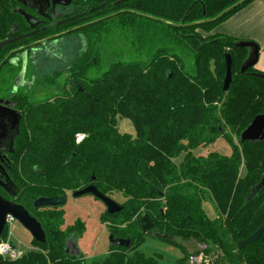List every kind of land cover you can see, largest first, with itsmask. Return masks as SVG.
I'll return each instance as SVG.
<instances>
[{
	"label": "trees",
	"instance_id": "1",
	"mask_svg": "<svg viewBox=\"0 0 264 264\" xmlns=\"http://www.w3.org/2000/svg\"><path fill=\"white\" fill-rule=\"evenodd\" d=\"M208 1L207 22L198 26L179 23L203 19L201 11L168 16L173 23L163 26L120 14L110 27L87 29L95 57H124L111 48L117 35L127 59L102 70L99 60L98 65L90 60L92 73L81 76L84 92L63 96L59 107L31 115L32 138L21 175L32 201L66 197L90 185L110 199L114 194L125 198L122 212L106 214L102 221L132 247H112L93 264H166L162 255L139 251L147 239L144 215L162 235L204 246L199 254L213 256L209 264H264V234L257 243L238 248L264 227V187L249 200L264 177V141L240 143L241 133L264 114V80L257 76L264 74L253 67L242 75L248 50L237 48L232 37L212 34L256 0ZM226 53L233 59V81L224 93ZM120 118L131 120L136 137L119 132ZM81 135L85 138L78 143ZM221 138L232 156L194 155ZM207 202L216 211L214 220L203 209ZM32 215L45 229L47 244L16 260L0 257V264H86L64 253L67 236H83L81 221L64 232L59 209ZM169 244L185 255L173 264H188L187 251Z\"/></svg>",
	"mask_w": 264,
	"mask_h": 264
},
{
	"label": "flooded vegetation",
	"instance_id": "2",
	"mask_svg": "<svg viewBox=\"0 0 264 264\" xmlns=\"http://www.w3.org/2000/svg\"><path fill=\"white\" fill-rule=\"evenodd\" d=\"M181 1L186 4L182 12L201 11L204 18L191 23L182 20L179 25L198 26L207 22L205 17L209 8L208 0H178L179 3ZM174 2L175 0H0V44L9 42L0 50V196L5 201L24 207L38 222L32 214L61 208L36 209V200H31L21 174L28 151L27 145L32 138L29 129L31 115L45 112L44 109L52 105L59 107L61 102L57 100L63 96H74L77 91H85L81 76L92 73L94 67L90 56L94 57V50L97 49L87 36L86 30L96 25L110 27V21L120 14L137 15L138 18L152 20V26L171 24L173 22L168 21L167 17L171 16L168 12L172 10ZM222 4L221 2L219 5ZM81 14H84L82 18L62 23ZM91 60L93 65H97L95 58ZM18 123L19 129L16 130ZM84 138L83 135L78 136L77 142H82ZM9 182L18 189L16 196L12 195L14 187L11 192L4 187H8ZM74 193L72 192V196ZM62 198L68 200L67 196ZM105 214H108L107 208ZM14 222L16 221L8 219L3 236ZM43 230L45 231L44 228ZM108 232L109 236L113 235L109 229ZM45 234V244L37 243L30 234L35 248L31 252H41L40 246L47 244L46 231ZM146 234L147 237L151 236L167 244L178 239L157 232L154 224L151 232ZM153 234L156 236L153 237ZM69 236V239L65 238V255L77 257L86 263L77 243L84 234L82 237L75 234ZM69 241L76 245L79 255H72V249L70 254L66 253ZM200 246L204 249V246ZM112 247L116 246L110 245V252ZM131 247L132 243L129 248L123 249ZM20 255V258L24 256L22 253Z\"/></svg>",
	"mask_w": 264,
	"mask_h": 264
},
{
	"label": "rangeland",
	"instance_id": "3",
	"mask_svg": "<svg viewBox=\"0 0 264 264\" xmlns=\"http://www.w3.org/2000/svg\"><path fill=\"white\" fill-rule=\"evenodd\" d=\"M183 7H186L184 1H181V3H179L178 0H175L172 10H170V12L168 13L171 14V17L172 15H176L179 18L181 17ZM211 10H214V8H212ZM202 35L207 36V34L205 33H202ZM114 41L117 44H112L111 48L114 47V50H118L117 53H119V56L123 55L124 57L90 56V60L92 58L99 60V67H97L98 69H105L108 65H110V63L117 61V59H127V56H125V53L120 48L122 42L117 35L114 36V39H112L111 42ZM125 50H127L126 47ZM98 69H96V71H98ZM100 70L99 72H101ZM261 73L264 74V72ZM118 129L119 132L123 135H130L132 137L137 136L136 129L129 119L120 118L118 120ZM233 139L237 141V139ZM211 153H218L222 156L230 157L233 154V149L226 143L223 138H221L212 145L203 146L194 151V155L196 157H206ZM182 160L183 156L177 161V163H181ZM245 174L246 170L244 167H242L240 175L243 177L245 176ZM67 197V204L59 209V211L63 213L65 220L62 230L65 232L70 226H73L76 222L81 221L85 226V233L84 236L77 241V243L81 249L82 257L86 259L87 264H93L95 262L102 261L109 255L110 252L108 228L101 219L102 216L104 217L106 215L105 206L92 196H85L76 199L73 198L72 192H69L67 193ZM111 199L118 204H123L125 202V198L121 194H114ZM203 209L210 220H214L216 218V211L210 202L205 203L203 205ZM70 237L71 236H68L66 237V239H69ZM173 240L181 247L186 249L188 253L187 255L190 256L189 264H209V262L214 259L213 256H210L208 258L207 256L205 257L202 253L199 254V252L202 250V247L195 242H183L179 239ZM2 243H12L15 251L19 253L17 256H19L20 253L25 255L35 250V248L33 247L31 235L18 222H14L9 225V230L5 232V235L3 236L0 244ZM139 251L143 252L146 255L157 253L161 254L163 255V257H165L166 264H173L175 261L181 260L185 256L178 247H174L173 245L167 244L165 242L162 243L152 238L151 236L147 237L146 243L139 249ZM213 253L215 254V252Z\"/></svg>",
	"mask_w": 264,
	"mask_h": 264
},
{
	"label": "water",
	"instance_id": "4",
	"mask_svg": "<svg viewBox=\"0 0 264 264\" xmlns=\"http://www.w3.org/2000/svg\"><path fill=\"white\" fill-rule=\"evenodd\" d=\"M121 4V2L119 3ZM100 10V9H95ZM94 10V11H95ZM93 12V11H92ZM84 14H81L77 17H74L73 19H69L67 21L62 22L68 23L75 19L82 18ZM30 36V35H29ZM9 44V42H4L0 44V50L5 46ZM236 47L239 49H246L248 50V57L243 63L241 67V74L245 75L246 72L256 67L259 55H260V47L254 42L251 41H237ZM226 59V76L224 79V85H223V92L226 93L233 81V59L232 56L229 53H226L225 55ZM260 79L264 80L263 75H257ZM19 129V123L16 125V130ZM264 141V114L258 115L252 123L241 133L240 135V143H258ZM76 156V152L73 153L72 157ZM68 161L66 162V164ZM95 181V177L93 176L91 178V182ZM8 187L4 186L6 189H8L10 192L13 189V185L11 182L8 183ZM264 187V177L259 185L253 188L249 200L254 198ZM15 191L12 193L13 196H16L18 193V189L15 188ZM85 196H92L98 201H100L106 208L107 213L109 215H116L123 210V206L119 205L109 197L105 196L99 190L93 186L90 185L82 190L76 191L73 194V198L79 199ZM67 198H39L34 202V207L36 209L40 208H59L63 207L67 204ZM8 219H12L16 222H18L26 231H28L34 238V240L37 243L45 244L46 243V234L43 230L41 224L32 217L29 212L22 206L15 205L13 203H9L5 201L0 196V239L2 238L5 228L8 224ZM142 231L144 233L151 232L153 229V223L151 219L144 215L142 218ZM264 234V227H260L257 232H255L253 235H251L249 238H247L244 241H241L238 243L239 249H244L246 246L250 244L257 243L261 237ZM156 235L153 234V237ZM109 242L110 245L116 246V247H122V248H129L131 246L130 240H121L115 238L113 235L109 236ZM72 249V255L77 254L79 255V250H77L76 245L73 243V241L68 242V248L66 253L70 254V250Z\"/></svg>",
	"mask_w": 264,
	"mask_h": 264
},
{
	"label": "crops",
	"instance_id": "5",
	"mask_svg": "<svg viewBox=\"0 0 264 264\" xmlns=\"http://www.w3.org/2000/svg\"><path fill=\"white\" fill-rule=\"evenodd\" d=\"M212 34L229 36L237 41H251L259 45L260 55L255 69L264 72V0L252 2L218 26Z\"/></svg>",
	"mask_w": 264,
	"mask_h": 264
},
{
	"label": "built area",
	"instance_id": "6",
	"mask_svg": "<svg viewBox=\"0 0 264 264\" xmlns=\"http://www.w3.org/2000/svg\"><path fill=\"white\" fill-rule=\"evenodd\" d=\"M19 253L15 251V249L10 245V243H2L0 244V257L5 260H16L20 258L17 256Z\"/></svg>",
	"mask_w": 264,
	"mask_h": 264
}]
</instances>
